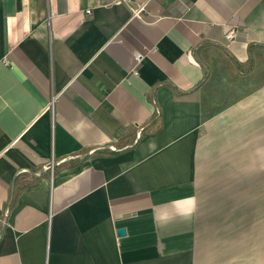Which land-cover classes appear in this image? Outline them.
I'll return each instance as SVG.
<instances>
[{
	"label": "crops",
	"instance_id": "obj_1",
	"mask_svg": "<svg viewBox=\"0 0 264 264\" xmlns=\"http://www.w3.org/2000/svg\"><path fill=\"white\" fill-rule=\"evenodd\" d=\"M143 3L0 0V264H264L199 183L264 162V0Z\"/></svg>",
	"mask_w": 264,
	"mask_h": 264
},
{
	"label": "rangeland",
	"instance_id": "obj_2",
	"mask_svg": "<svg viewBox=\"0 0 264 264\" xmlns=\"http://www.w3.org/2000/svg\"><path fill=\"white\" fill-rule=\"evenodd\" d=\"M256 133L257 131L250 130L251 145L246 151L251 153L250 158L257 157L252 155L258 149L252 143L258 138ZM230 149L231 147L219 145L217 152L207 155L208 160L200 163L199 183L203 207L205 206L203 210L208 216H221L222 213L241 212L231 210V207L233 204L234 208H241L236 203L243 202L244 212L249 213L253 221L258 218L264 220V162L230 160L242 157L240 154L243 152L241 147L240 151ZM256 226L252 225L251 231Z\"/></svg>",
	"mask_w": 264,
	"mask_h": 264
},
{
	"label": "built area",
	"instance_id": "obj_3",
	"mask_svg": "<svg viewBox=\"0 0 264 264\" xmlns=\"http://www.w3.org/2000/svg\"><path fill=\"white\" fill-rule=\"evenodd\" d=\"M117 1L127 4L130 7V9H131V16L132 17H139V18L141 17L142 12L144 11V8H145V5H146L145 3H143V4H138L136 6H132L131 5V0H117ZM86 12L89 13L90 10L87 9ZM234 31H235V29H234V27H232L225 34V37L227 39L233 38ZM4 62L7 63V61H4ZM52 102H53V99H51V102H50V105H49L50 107L52 106ZM54 166H55V163L51 160L50 163L46 167V170L49 171L51 176H52V173H53Z\"/></svg>",
	"mask_w": 264,
	"mask_h": 264
},
{
	"label": "water",
	"instance_id": "obj_4",
	"mask_svg": "<svg viewBox=\"0 0 264 264\" xmlns=\"http://www.w3.org/2000/svg\"><path fill=\"white\" fill-rule=\"evenodd\" d=\"M117 234L118 235H124L125 234V229L124 228L117 229Z\"/></svg>",
	"mask_w": 264,
	"mask_h": 264
}]
</instances>
